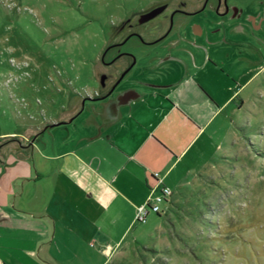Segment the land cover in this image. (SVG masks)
<instances>
[{
	"label": "rangeland",
	"instance_id": "obj_1",
	"mask_svg": "<svg viewBox=\"0 0 264 264\" xmlns=\"http://www.w3.org/2000/svg\"><path fill=\"white\" fill-rule=\"evenodd\" d=\"M142 1L0 0V135L35 136L46 118L66 115L75 93L94 90L91 63L110 23ZM256 45L260 54L240 45L220 62L215 83L231 85L222 94L233 101L201 171H183L162 213L131 230H107V264H264V46ZM141 51L133 50L137 57ZM17 147L0 146L7 166L27 163Z\"/></svg>",
	"mask_w": 264,
	"mask_h": 264
},
{
	"label": "crops",
	"instance_id": "obj_2",
	"mask_svg": "<svg viewBox=\"0 0 264 264\" xmlns=\"http://www.w3.org/2000/svg\"><path fill=\"white\" fill-rule=\"evenodd\" d=\"M222 73L210 65L190 72L161 91L170 101L137 89L121 112L91 121L52 115L46 120L54 126L39 139L0 135L19 137L15 151L27 161L11 167L9 153L0 156V264H107V230L139 222L136 210L155 185L153 173L171 187L184 170L201 171L233 101L222 94L232 86L215 83Z\"/></svg>",
	"mask_w": 264,
	"mask_h": 264
},
{
	"label": "flooded vegetation",
	"instance_id": "obj_3",
	"mask_svg": "<svg viewBox=\"0 0 264 264\" xmlns=\"http://www.w3.org/2000/svg\"><path fill=\"white\" fill-rule=\"evenodd\" d=\"M108 28L103 49L91 63L96 88L75 93L72 109L63 107L70 119L84 112L88 121L114 109L121 112L137 89L170 101V95L161 91L207 65L223 70L220 62L240 50V45L260 54L256 43L264 46V0H145ZM136 48L142 50L139 57L133 52ZM125 56L129 61L121 67ZM67 84L71 88L70 80ZM52 126L45 119L30 138L39 139ZM0 141V146L21 144L19 137L11 135Z\"/></svg>",
	"mask_w": 264,
	"mask_h": 264
},
{
	"label": "built area",
	"instance_id": "obj_4",
	"mask_svg": "<svg viewBox=\"0 0 264 264\" xmlns=\"http://www.w3.org/2000/svg\"><path fill=\"white\" fill-rule=\"evenodd\" d=\"M156 182L147 200L140 205L136 210L135 220L145 221V217L148 213H162V204L168 202L172 196V190L170 187L166 186L162 178L157 172L153 173Z\"/></svg>",
	"mask_w": 264,
	"mask_h": 264
},
{
	"label": "water",
	"instance_id": "obj_5",
	"mask_svg": "<svg viewBox=\"0 0 264 264\" xmlns=\"http://www.w3.org/2000/svg\"><path fill=\"white\" fill-rule=\"evenodd\" d=\"M176 60L179 61V58H177Z\"/></svg>",
	"mask_w": 264,
	"mask_h": 264
},
{
	"label": "trees",
	"instance_id": "obj_6",
	"mask_svg": "<svg viewBox=\"0 0 264 264\" xmlns=\"http://www.w3.org/2000/svg\"><path fill=\"white\" fill-rule=\"evenodd\" d=\"M158 215V214H157Z\"/></svg>",
	"mask_w": 264,
	"mask_h": 264
}]
</instances>
